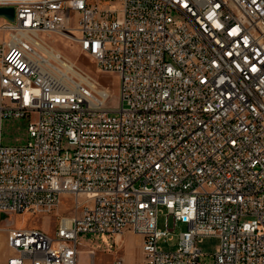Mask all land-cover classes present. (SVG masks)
<instances>
[{"label":"built area","instance_id":"2783aa9c","mask_svg":"<svg viewBox=\"0 0 264 264\" xmlns=\"http://www.w3.org/2000/svg\"><path fill=\"white\" fill-rule=\"evenodd\" d=\"M0 7L15 10L0 17V213L52 216L74 199L52 234L9 228L7 264H78L81 236L125 231L144 237L139 264H264V0ZM43 34L116 75V104L43 49ZM5 120L26 121V140L3 143ZM170 217L188 227L165 249ZM210 236L220 241L206 254Z\"/></svg>","mask_w":264,"mask_h":264},{"label":"rangeland","instance_id":"374dc122","mask_svg":"<svg viewBox=\"0 0 264 264\" xmlns=\"http://www.w3.org/2000/svg\"><path fill=\"white\" fill-rule=\"evenodd\" d=\"M2 20H0V23ZM73 22H70L69 25L73 26ZM78 36V32H73ZM49 45L56 47L57 51L62 52V55L65 58L70 59L73 62H76L79 66V70L83 73L84 76L90 77L98 82L100 87H109L113 93V99L110 101L113 105L116 104V99L118 96V78L112 73L103 72L98 68V65L94 58L88 53L84 52L80 44L76 41L66 38L60 34L52 35H42ZM10 37L9 32L2 31L0 32V42L3 40H8ZM26 121L24 120H5L3 123V143H20L26 140ZM83 199L86 197L83 196ZM72 205H74V199L72 195L65 194L62 197V204L56 210L54 215H34L29 214H20L16 219V226H27V225H37L40 229L52 234L54 233L57 225V216L67 215L72 211ZM168 209L166 207L161 208L159 215V226L166 227V217ZM170 227H175L174 239L170 243L161 242V245L165 249H174L176 247L179 234L187 230V224L179 222L175 223L173 218L170 217L169 220ZM51 229V231H50ZM219 238L215 236L205 237L198 242L199 248L203 250L204 253L210 254L214 253L219 245ZM206 260L210 261V258L207 257Z\"/></svg>","mask_w":264,"mask_h":264},{"label":"crops","instance_id":"0c3cea01","mask_svg":"<svg viewBox=\"0 0 264 264\" xmlns=\"http://www.w3.org/2000/svg\"><path fill=\"white\" fill-rule=\"evenodd\" d=\"M19 216L20 214L0 213V264H7L8 258L14 253L8 246L9 228H39L35 224L16 226ZM143 243L144 237L131 231L117 235H83L80 238L78 264H114L119 255L124 257V264H139L144 259Z\"/></svg>","mask_w":264,"mask_h":264},{"label":"bare ground","instance_id":"6f19581e","mask_svg":"<svg viewBox=\"0 0 264 264\" xmlns=\"http://www.w3.org/2000/svg\"><path fill=\"white\" fill-rule=\"evenodd\" d=\"M48 44V43H47ZM49 45V44H48ZM48 45H45V44H43L42 46V48L44 49V48H48L49 50H51L54 54H57V57H56V59L58 60V62L60 63V64H62L64 67H65V69L67 70V71H69V72H71L74 76H79V77H82L83 76V73L79 70V66L77 65V63L76 62H73V61H71L70 59H68V58H65V57H62L63 55H62V52H60V51H57V49H56V47H54V46H51V45H49L50 47H48ZM47 49V50H48ZM84 80H87V79H84Z\"/></svg>","mask_w":264,"mask_h":264},{"label":"water","instance_id":"95a60500","mask_svg":"<svg viewBox=\"0 0 264 264\" xmlns=\"http://www.w3.org/2000/svg\"><path fill=\"white\" fill-rule=\"evenodd\" d=\"M5 16L10 20L15 19V10L13 7H0V17Z\"/></svg>","mask_w":264,"mask_h":264}]
</instances>
